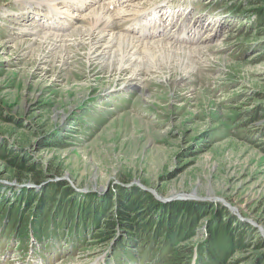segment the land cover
Returning a JSON list of instances; mask_svg holds the SVG:
<instances>
[{
  "label": "rangeland",
  "instance_id": "1",
  "mask_svg": "<svg viewBox=\"0 0 264 264\" xmlns=\"http://www.w3.org/2000/svg\"><path fill=\"white\" fill-rule=\"evenodd\" d=\"M37 1L39 6L31 7L42 18L26 15L31 0H0V142L48 174L42 185L18 182L0 158V264H171L135 254L120 229L102 244L95 233L103 227L87 223V216L76 219L61 202L53 206L38 199L30 206L22 195L23 188L38 191L59 181L81 203L100 202L118 189L139 188L162 204L191 194L195 203L221 205L249 226H235V234L243 233L246 240L253 236L251 246L233 253L226 263L263 261L264 119L257 121L263 130L247 132L250 141L245 135L237 137L233 127L216 133L226 106H239L241 112L264 106V53L257 48L264 45V34L243 43L237 38L240 18L227 17L216 0H115L116 6L113 0H92L86 8L69 6L65 15H74L73 20L61 15L47 23L41 21L51 13V5L60 8L65 1ZM163 3L174 8H163ZM95 7L102 11L91 20L93 37L102 36V41L73 33L88 29L87 22L80 24L92 19L87 14ZM104 15L115 22L112 29L105 31ZM141 15L152 34L146 39L139 38L137 30L132 34L123 29L135 25ZM184 30L189 31L188 40L177 36ZM109 33H114L112 38L128 35L134 39L131 46H147L134 50L143 57L136 74L131 66L119 74L107 73L108 60L100 55L116 48L114 40L111 46L105 42ZM42 35L48 40H41ZM155 40L188 49L190 58H182L193 61L191 67L189 60L185 70L166 67L157 60L162 48L153 46ZM128 49L125 52L133 51ZM179 64H173L176 70ZM129 77L141 88L125 83ZM215 220L207 213L202 224ZM68 224L72 227L67 231ZM29 231L34 233L32 243ZM205 236L199 233L180 243L193 246L188 264L213 263L205 253L201 261L197 257L198 245L207 243ZM222 245L227 248V241ZM31 247L36 253L28 263Z\"/></svg>",
  "mask_w": 264,
  "mask_h": 264
},
{
  "label": "trees",
  "instance_id": "2",
  "mask_svg": "<svg viewBox=\"0 0 264 264\" xmlns=\"http://www.w3.org/2000/svg\"><path fill=\"white\" fill-rule=\"evenodd\" d=\"M249 5L254 7L251 8ZM227 8L229 12L235 14H246L247 16L251 13L256 14V19L249 20L247 17L244 21L245 26L241 24L238 27L237 38H242L243 43L254 41V38L264 34V0H230ZM257 48H263L262 53H264V45ZM225 108L226 111L221 117L219 131L216 134L228 127L234 128L233 133L237 137L248 136L249 131L256 133L263 130V125L257 124V121L264 119V106L255 107L251 111L246 109L242 112L239 106H226ZM239 116H241L240 121L235 122V118ZM248 123L250 125H247ZM247 140L250 141L249 136ZM0 158L6 161L10 177L12 176L18 182L29 180L30 183L42 185L47 178L48 174L43 170V166L32 162L25 156L16 154L7 143L0 142ZM63 183L62 181L49 183L46 187L41 186L38 191L33 188L28 190L23 188L21 192L22 195H26L25 198L30 206L38 199L45 203L51 202L53 206L61 202L70 213L76 214V219L87 216V223L91 222L98 229L103 227L102 231L95 233V237L99 238L102 244L109 242L115 231L120 229L126 233V242L128 246H131V250L135 254H145L148 260L156 259L157 263L188 264L193 254V246H182L180 243L188 242L199 233L205 234L208 239L205 240L207 243L198 245V260L201 261L205 253L206 258L213 263L195 262L196 264H227V260L233 253L251 246L253 236L246 240L243 233H234L235 226L237 228L249 226L234 218L221 205L217 206L211 202L195 203L191 200L162 204L156 201L150 193L139 188L132 191L124 188L118 189L116 194L107 196L100 202L95 199V201L89 200L90 202L81 203L75 192ZM207 213H212L216 220L202 224ZM113 215L118 221L114 220ZM25 218L27 221V217ZM102 218L104 220L101 222ZM71 227L68 224L67 231ZM224 241H227V248L222 245ZM137 245H140L139 249ZM260 245L264 247V240L260 239ZM120 246L125 249L124 246ZM115 248L118 249V246L115 245ZM170 254L173 256L170 257ZM261 260L263 261L259 264H264V258Z\"/></svg>",
  "mask_w": 264,
  "mask_h": 264
},
{
  "label": "bare ground",
  "instance_id": "3",
  "mask_svg": "<svg viewBox=\"0 0 264 264\" xmlns=\"http://www.w3.org/2000/svg\"><path fill=\"white\" fill-rule=\"evenodd\" d=\"M37 0H31V3H30V8L32 9V7H31V4H37L38 6H39V1H37ZM65 1V3L63 4V8L61 9V8H57L56 7V4H52L51 6L52 7H50V11H51V13H48L47 15H51V19H57L59 16H61V17H63L65 14H70V11H69V6L70 5H73V3L74 4H78L79 6H80V8H86L87 7V5H92V0L90 1V0H64ZM41 2V1H40ZM63 2V1H62ZM66 2H69V4L68 3H66ZM90 2V3H89ZM97 2V1H96ZM105 2V1H104ZM110 2V1H109ZM114 2V3H113ZM21 3V2H20ZM19 3V4H20ZM27 3V2H26ZM26 3H24V4H26ZM112 6H116V5H118V4H116L115 3V0H113L112 1ZM23 4V3H22ZM108 4V3H107ZM134 4V3H133ZM42 5V4H41ZM124 5V4H123ZM74 6V5H73ZM94 7V6H93ZM97 7V6H96ZM96 7H95V9L91 12V13H89L88 12V14H87V17H88V15H89V17L91 18V15H92V19H87V21L86 20H82V22H81V24H80V27H84V25H85V22H87V27H88V29H84V31L83 30H78L77 31V29H76V31H74L73 33H76L77 35H85V37H86V39L87 40H95V41H102L101 40V37L102 36H98V37H93V31H92V27H93V23L91 22V20H94L95 19V16H97V14L98 13H100L101 11H102V9H96ZM104 7V6H103ZM73 9H74V7H72ZM76 8H77V6H76ZM100 8H101V6H100ZM107 8H109V7H107ZM34 9V8H33ZM54 9V10H53ZM112 9H114V7H112ZM70 10H71V8H70ZM91 10V9H90ZM89 10V11H90ZM104 10V9H103ZM124 10V9H123ZM145 10V9H144ZM77 11V10H76ZM105 11H106V9H105ZM120 11V10H119ZM49 12V11H48ZM111 12V11H110ZM112 13V12H111ZM113 13H115V11L113 12ZM112 13V14H113ZM117 13H119V15H120V13L121 12H117ZM136 14H138V15H140V13L139 12H135ZM109 14V13H108ZM111 14V15H112ZM134 14V13H133ZM132 14V15H133ZM115 16H116V14H114ZM114 15H112V16H114ZM66 16H69V15H65V18H66ZM105 16V15H104ZM118 16V15H117ZM74 15H71V16H69V19H71V20H73L74 19ZM109 17H111V16H105V18H104V26L103 27H105L104 29H105V31H106V28H111L112 29V26L114 27L116 24H114L111 20H110V18ZM137 17V16H136ZM141 17H142V15L141 16H139V19L137 20L138 22H136V21H134V22H136L135 23V25H128L127 27H126V29L125 28H123L124 30H131V32L130 33H132L133 31H136L137 30V32H138V37L139 38H144V39H146L147 38V36H148V34L150 33V31H148L147 30V28H146V25H144L143 23L144 22H142V21H140L141 20ZM126 18V17H125ZM62 19V18H61ZM102 19H103V16H102ZM64 20V19H63ZM135 20V19H134ZM81 21V20H80ZM95 21V20H94ZM103 21V20H102ZM129 21H131V20H129ZM145 21V20H144ZM65 22H66V20H65ZM133 22V23H134ZM124 23V22H123ZM132 23V22H131ZM94 24H97V25H99L98 23H94ZM121 25V24H120ZM76 26V25H75ZM94 26H96V25H94ZM77 27V26H76ZM86 27V26H85ZM100 27V26H99ZM116 27H118V24H117V26ZM121 27V26H120ZM91 28V29H90ZM104 29H102V30H104ZM34 31V30H33ZM32 31V32H33ZM96 31H98V30H96ZM38 32V31H37ZM36 32V33H37ZM45 32V31H44ZM36 33H35V35H36ZM103 33V32H102ZM128 33V32H127ZM38 34V33H37ZM44 34V33H43ZM50 34H53V33H51L50 32ZM101 34V33H100ZM107 34V33H106ZM132 34H134V32L132 33ZM113 35H114V33H113ZM111 33H109L108 34V36H109V38L105 41L107 44H110V46H111V43H112V40H114V44H115V46H116V48L115 49H112L111 51H110V53L108 54V53H103L102 54V56L100 55V59L103 61V60H108V62H106V66H108V70H110V71H107V73L108 72H116V74H119V73H121V72H123V70L124 69H126V68H129L130 66H131V68H132V70L130 71V72H132L133 74H136L135 72H137L136 70H137V66H138V64L142 61V59H143V57L140 55V54H135L134 52L135 51H139V48L138 47H143L144 49H147V46L145 45V44H143V45H140V46H138V45H135V43L133 44V46H131L132 45V43L134 42V39L133 38H129L128 37V35L127 36H125V35H121V36H116V34H115V36L116 37H113L112 38V36H113ZM120 35V34H119ZM149 35H152L151 33L149 34ZM154 35V34H153ZM37 36V35H36ZM35 36V37H36ZM95 36V35H94ZM97 36V35H96ZM105 36V35H104ZM107 36V37H108ZM38 37V36H37ZM55 37V36H54ZM106 37V36H105ZM41 40H45V39H47V37H46V35H42V36H40L39 37ZM116 38V39H115ZM55 39V38H54ZM58 39V38H57ZM48 40V39H47ZM137 42L138 41H140V39H137L136 40ZM41 42V41H40ZM44 42V41H43ZM89 42V41H88ZM94 42V41H93ZM93 42H91V43H93ZM155 42L156 43H154L153 44V46L155 47V48H157V49H159L160 47L162 48V53H159V54H161L162 55V58L161 59H157V57H156V55H157V53L156 54H154V52L155 51H150L153 55H154V59H155V62H156V59L157 60H159L160 62H163L164 64H165V66L166 67H168V68H172L174 71H181V70H179V69H182V67L185 65V62H187V60H189V50L188 49H185V48H183V47H181V46H179V47H181V48H175V47H172V46H170V47H168V43L167 42H160V40H155ZM167 43V44H166ZM106 45V44H105ZM92 46V45H91ZM94 46H96V45H94ZM105 48H106V46H104ZM108 47V46H107ZM126 47V48H125ZM130 48V49H133V51L132 52H125V50L124 49H127V48ZM97 48V47H96ZM154 48V49H155ZM93 49V48H92ZM130 49H128V50H130ZM95 50H97V49H95ZM94 50V51H95ZM102 50V49H101ZM135 50V51H134ZM160 50V49H159ZM194 50H196V49H194ZM92 51V50H91ZM107 51V50H106ZM142 51H145V50H142ZM161 51V50H160ZM192 51V50H191ZM197 51V50H196ZM100 52L101 51H97V53H99L100 54ZM193 52V51H192ZM61 53V52H60ZM60 53H59V55H60ZM96 53V52H95ZM90 54V53H89ZM92 54V53H91ZM182 54H185L186 56H187V54H188V57L189 58H182ZM198 54H199V52H198ZM96 56V55H95ZM98 57V56H97ZM192 59V58H191ZM99 60V59H98ZM193 60V59H192ZM178 63H180L179 65H180V67H179V65H178V70H176L177 68H175V66L173 65V64H177V62ZM190 61V60H189ZM191 62V61H190ZM193 62V61H192ZM192 62H191V64H190V67H191V65H192ZM157 63V62H156ZM159 63V62H158ZM103 64H105V62H103ZM188 65V64H187ZM106 66H105V68H106ZM152 67H154V68H157L158 66H157V64H156V66H148L147 67V71H149V68H152ZM187 66H185V68H186ZM190 67H188V69L190 68ZM185 68L184 69H182V70H185ZM171 70V69H170ZM183 72V71H182ZM185 72V71H184ZM115 74V73H114ZM114 76V75H113ZM128 79H130V80H128ZM128 79H125L124 80V82L126 83V82H128V84L130 85V86H136V88L137 87H140L141 88V86L139 85V81H136V79L135 78H133V77H129ZM128 80V81H127ZM183 80V79H182ZM175 81H176V79H175ZM174 81V82H175ZM181 81V80H180ZM123 82V83H124ZM123 83L120 85V86H124L123 85ZM171 84V83H170ZM135 88V87H134ZM122 117H123V115H122ZM117 118H121V117H117ZM116 118V119H117ZM113 122V121H112Z\"/></svg>",
  "mask_w": 264,
  "mask_h": 264
},
{
  "label": "water",
  "instance_id": "4",
  "mask_svg": "<svg viewBox=\"0 0 264 264\" xmlns=\"http://www.w3.org/2000/svg\"><path fill=\"white\" fill-rule=\"evenodd\" d=\"M136 185V184H135ZM179 198H177V199H174V200H191V199H195V197H193V195H186V196H181L180 194L179 195H177ZM197 199V198H196ZM172 199H162V200H160V201H162L163 203L164 202H169V201H171ZM217 199H214V202L216 201ZM219 201H221V200H219ZM231 211V210H230ZM240 219H242V218H240ZM263 235V234H262Z\"/></svg>",
  "mask_w": 264,
  "mask_h": 264
}]
</instances>
